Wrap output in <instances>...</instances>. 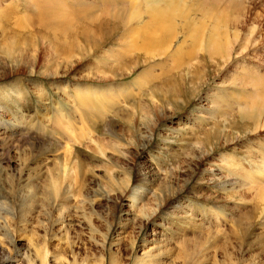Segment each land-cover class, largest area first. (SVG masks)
I'll return each mask as SVG.
<instances>
[{
  "label": "rangeland",
  "instance_id": "obj_1",
  "mask_svg": "<svg viewBox=\"0 0 264 264\" xmlns=\"http://www.w3.org/2000/svg\"><path fill=\"white\" fill-rule=\"evenodd\" d=\"M31 4L0 0L30 23H0V264H264V124L231 81L264 42L178 71L113 23L59 45Z\"/></svg>",
  "mask_w": 264,
  "mask_h": 264
},
{
  "label": "bare ground",
  "instance_id": "obj_2",
  "mask_svg": "<svg viewBox=\"0 0 264 264\" xmlns=\"http://www.w3.org/2000/svg\"><path fill=\"white\" fill-rule=\"evenodd\" d=\"M30 1L37 11V24L50 33L49 39L51 37L59 45L67 44L74 29H84L82 33L90 36V29H95L96 25L105 28L113 23L123 29H134V39L143 40L140 51L145 56L152 59L156 58L153 54L157 57L162 54L166 58L172 56L174 61L166 64L178 71L186 59L187 66L196 65L201 53L227 64L234 55L240 57L249 47L251 49L264 42L262 34L255 32V29H261L257 22L264 19V2L260 1L263 11H256L258 0H131L129 4L116 0L117 6L115 0H101L97 9L93 0ZM9 22L20 27L30 26L22 16L11 15L10 11L0 12V23L5 26ZM80 24L82 26L78 27ZM78 33L75 32L74 38ZM16 43L15 40L5 41L3 47L11 53ZM238 70L242 75L235 74L231 78L241 88L239 94L233 95L238 98L237 114L253 125L264 124V75L241 63ZM247 87H250L249 91L245 90ZM215 106L219 107L220 103H215ZM41 264H47L45 254L41 257Z\"/></svg>",
  "mask_w": 264,
  "mask_h": 264
}]
</instances>
